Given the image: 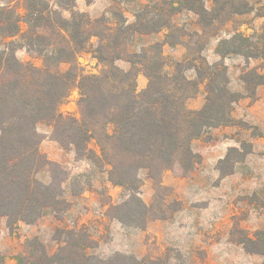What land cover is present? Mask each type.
<instances>
[{
  "label": "trees",
  "instance_id": "trees-1",
  "mask_svg": "<svg viewBox=\"0 0 264 264\" xmlns=\"http://www.w3.org/2000/svg\"><path fill=\"white\" fill-rule=\"evenodd\" d=\"M19 1L21 10L16 6ZM211 1L207 9L204 0H161L151 6L154 18H148L151 10L145 6L128 23L119 8L109 11L112 19L91 18L76 9L75 0L54 4L0 0V219L5 218L8 227L17 222L32 225L45 209L56 215V205L63 202V180L51 176L44 183L37 177L45 167L59 168L39 150L40 122L51 124V137L63 150L72 148L76 158L89 160L106 173L108 183L125 192L122 203L108 206L109 218L144 229L150 221L168 219L179 210L175 208L179 201L167 199L170 191L162 184L163 173L171 170L189 176L200 161L192 142L206 129L231 123L233 105L243 96L230 90L226 67L195 55L196 49L171 23L173 15L191 12L198 17L202 35L211 36L251 11L247 0ZM22 21L27 26L24 31ZM162 31L163 42L138 53L129 51L134 37ZM19 35L30 55L41 60L40 66L16 58L14 38ZM165 44L187 50L185 59L171 65L170 73L164 71ZM82 52L102 67L97 74L80 73L75 60ZM216 53L259 61L240 76L244 91L254 99L256 88L264 85V42L260 45L235 30L231 38L219 42ZM118 60L129 68L118 67ZM60 63H68L69 69L59 72ZM189 69L193 78L186 75ZM139 74L147 84L138 92ZM200 85L205 89L204 103L200 109H189L187 101L197 95ZM73 88L79 94L78 116L59 110ZM140 171L154 186L149 205L140 197ZM58 234L59 243L51 254L37 237L28 240L18 264H166L162 258L137 259L120 253L105 259L90 255L87 250L94 245L83 228H62ZM242 238L247 252L264 256V230Z\"/></svg>",
  "mask_w": 264,
  "mask_h": 264
},
{
  "label": "rangeland",
  "instance_id": "rangeland-1",
  "mask_svg": "<svg viewBox=\"0 0 264 264\" xmlns=\"http://www.w3.org/2000/svg\"><path fill=\"white\" fill-rule=\"evenodd\" d=\"M46 1L54 4L57 0ZM137 1H142V5L129 9L131 7L123 6V0H100L86 13L91 18L105 15L112 19L109 11L119 8L128 23H133L134 16L149 6L148 18H154L155 10L151 6L161 0ZM247 1L251 8L249 13L235 17L219 30L209 33L211 36L202 35L198 17L191 12L182 11L171 17V23L181 29L183 41L196 49L195 55L201 54L209 64L222 63L227 69L230 90L243 95L233 105L231 123L206 129L192 142V150L200 161L189 176L183 177L179 171L171 170L163 173L162 184L170 191L167 199L179 201L176 207L172 205L179 210L168 219L150 221L144 229L124 226L109 218L106 215L108 206L122 203L125 192L108 183L106 173L93 167L89 160L76 158L72 148L63 150L51 137V124L40 122L36 127L39 150L59 168L45 167L37 177L44 183H49L51 176L63 180V202L56 205V215L52 209H45L42 217L30 225L34 231H28V236L20 230L15 231L13 245L19 248L20 255L25 254L26 242L33 237H37L51 254L59 243V229L83 228L94 245L87 253L102 259L120 253L137 259L162 258L166 264H264V256L247 252L240 243L244 235L252 237L255 232L264 230V85L256 88L255 98L251 99L240 81L242 72L256 67L259 61H247L243 56L233 54L221 57L216 53L219 42L231 38L235 30L263 45L264 0ZM204 5L210 9L212 1L204 0ZM16 6L21 10V1ZM64 16L69 15L64 13ZM20 25L22 31L27 27L23 21ZM164 35L162 31L136 36L128 49L138 53L145 47L163 42ZM14 42L19 61L41 65L39 58L30 55L20 35ZM162 53L167 62L164 71L170 73L171 65L185 59L187 50L181 45L165 44ZM75 63L83 75L97 74L102 69L86 52L78 54ZM116 65L123 70L129 68L122 60L116 61ZM69 67L68 63H60L57 69L64 73ZM194 74L189 69L186 75L193 78ZM146 84V78L139 74L137 91L143 90ZM78 98V90L73 88L61 104L60 112L78 116ZM204 98V85H200L197 95L187 101L188 108L200 109ZM139 179L140 197L149 205L154 186L145 171L139 172ZM68 210L70 212H66Z\"/></svg>",
  "mask_w": 264,
  "mask_h": 264
},
{
  "label": "crops",
  "instance_id": "crops-1",
  "mask_svg": "<svg viewBox=\"0 0 264 264\" xmlns=\"http://www.w3.org/2000/svg\"><path fill=\"white\" fill-rule=\"evenodd\" d=\"M100 0H92L87 2V0H75L77 6L76 8L81 12H88L91 11L93 6ZM104 2H110L111 0H103ZM109 4V3H108ZM123 6L131 7L132 8H139L142 5V1L137 0H123ZM85 196V195H83ZM83 198V197H82ZM66 212H70L69 210ZM65 212V214H66ZM7 220L5 218L0 219V264H18L19 262V248L14 247V243L16 240L15 238V231H21L27 233L28 231L33 232L34 229L30 228L29 224H25L23 222H17L13 224L11 227L7 226ZM10 239L11 243H10ZM20 241V240H19ZM11 245H8V244Z\"/></svg>",
  "mask_w": 264,
  "mask_h": 264
}]
</instances>
